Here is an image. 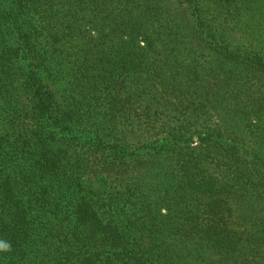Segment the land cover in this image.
Instances as JSON below:
<instances>
[{
    "label": "trees",
    "instance_id": "trees-1",
    "mask_svg": "<svg viewBox=\"0 0 264 264\" xmlns=\"http://www.w3.org/2000/svg\"><path fill=\"white\" fill-rule=\"evenodd\" d=\"M176 1L198 41L264 67V0ZM183 31L166 0H0V264H264L258 144L208 119L128 143L130 101L207 116L201 97L233 87L172 65ZM241 99L264 141V105ZM90 168L109 184L87 187Z\"/></svg>",
    "mask_w": 264,
    "mask_h": 264
},
{
    "label": "rangeland",
    "instance_id": "rangeland-1",
    "mask_svg": "<svg viewBox=\"0 0 264 264\" xmlns=\"http://www.w3.org/2000/svg\"><path fill=\"white\" fill-rule=\"evenodd\" d=\"M166 4L169 5L178 25L184 30L183 34L185 36V43L181 46L180 53H175L177 59L172 65H175V63L180 64L178 69L181 71V75L188 68H192L195 72L205 76L210 75V77L208 76L211 81L210 84H216L222 78V72L227 73L233 79V87L220 89L219 96L213 101L201 97L203 105L208 111L207 116L200 115L197 111H191L187 103H184L182 107H177V99L173 96L162 99L164 110L157 111L156 106H154V109L149 113H145L146 110H142L140 104L135 103V100L130 101V109H137L140 116L135 120H129L131 123L126 122L123 125L124 130L127 132L128 143L132 147H137L141 143L145 144L165 137V131L169 128H177L179 125L187 123V121L205 123V120L208 119L215 126L220 127L222 131H227V135H230L234 140L240 141L245 149H257L255 144H258L264 156V141L258 137L252 138L254 135L251 134L246 123L239 119V115L235 116L231 113L232 98L237 96L247 101L246 108H262V105H264V67L257 70L256 66H259L257 64L250 62L238 63L228 58L220 52L221 49L212 40L207 42L198 41L191 22L181 9L180 4L176 0H166ZM175 73L176 70L171 72L170 79ZM54 89L58 97L61 98L58 87ZM242 99L240 102L244 104ZM258 99L262 104H258ZM222 131L220 130V132ZM223 138L226 139L224 135ZM191 141L195 147L202 141L201 136H195ZM140 174L139 171L125 173L128 178L138 177ZM83 181L89 188H103L109 184L110 176L103 172L94 173L90 168L83 175Z\"/></svg>",
    "mask_w": 264,
    "mask_h": 264
}]
</instances>
